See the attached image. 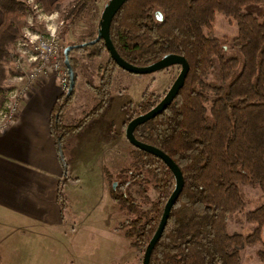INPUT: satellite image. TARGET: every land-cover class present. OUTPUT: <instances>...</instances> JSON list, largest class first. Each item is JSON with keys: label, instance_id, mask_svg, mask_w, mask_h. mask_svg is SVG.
I'll list each match as a JSON object with an SVG mask.
<instances>
[{"label": "trees", "instance_id": "obj_1", "mask_svg": "<svg viewBox=\"0 0 264 264\" xmlns=\"http://www.w3.org/2000/svg\"><path fill=\"white\" fill-rule=\"evenodd\" d=\"M63 1L37 0L48 12L61 10ZM97 2L76 0L63 11L64 21H85L88 12H96ZM259 3L263 6L261 18L244 11L245 6ZM0 9L1 108L6 80L13 70L6 57L22 33L27 9L20 0H0ZM101 12L94 33L69 51L75 85L80 65L75 52L91 62L107 54L99 65L100 82L93 87L97 104L81 120L66 123L74 86L71 94L62 92L52 107L50 130L61 156L65 139L108 105L114 75L120 68L103 39L90 43L97 37ZM217 12L237 23L238 33L230 44L226 37L212 34ZM110 36L121 57L133 65L147 66L172 53L183 55L190 66L167 109L134 131L138 140L167 153L184 178L149 264H241V251L246 246L264 245V202L245 214L255 224L249 233L230 232L227 227L230 215L247 205L242 185H256L264 194V0H127L113 17ZM230 47L241 58L227 55ZM64 48L62 43V52ZM163 96L145 91L140 103L128 108L125 125L149 111ZM134 150L137 162L121 171L127 178L112 186L111 192L115 200L140 206L130 188L138 184L142 193H148L149 180L142 169L153 173L157 200L122 223L132 244L144 255L175 187V177L159 157L135 146ZM58 199L64 209L62 187ZM137 211L134 207L133 213ZM257 253L264 260V247Z\"/></svg>", "mask_w": 264, "mask_h": 264}, {"label": "rangeland", "instance_id": "obj_2", "mask_svg": "<svg viewBox=\"0 0 264 264\" xmlns=\"http://www.w3.org/2000/svg\"><path fill=\"white\" fill-rule=\"evenodd\" d=\"M20 1L26 7L27 14L22 33L9 47L6 57L13 69V62L8 57L15 50L18 38H25L26 27H29L33 34L55 29L62 41L61 47L62 43L65 46L74 45L94 33L97 16L108 2L98 0L96 12H88L85 21L75 20L69 23L64 21L63 11L76 0H64L61 10L52 12L44 10L37 0L35 2L38 3V8H34V4H28L26 0ZM262 7L261 3L251 4L245 6L244 11L252 12L261 18ZM42 12L52 17L49 19L46 15L43 16ZM28 21L32 26L28 25ZM237 33L236 21L217 12L212 34L219 38L226 37L230 44ZM226 53L241 58L235 48L226 49ZM74 55L79 57L80 65L77 70L75 97L66 117L68 124L84 118L97 104L98 99L93 87L100 82L99 65L107 59V54L92 62L80 57L77 52ZM180 69L179 65H173L146 74L117 69L108 105L98 117L87 120L78 133L68 136L61 146L65 166L62 188L66 201V225L58 229L59 231L44 230V239H35V245L28 247L33 248L32 251L27 254L11 255L9 250H1L0 264H142L143 255L132 244V239L126 233L127 226L122 223L138 216L142 210L149 209L151 203L157 200L158 190L153 173L147 172L145 167L142 169L149 180L148 193H142L138 184L130 188L132 197L137 203H141L140 206L115 200L111 187L114 183L117 186L119 181L127 178L120 175L123 169L131 168L137 162L134 146L126 137L128 108L131 105L136 107L145 91L153 92L156 96L165 95ZM12 74L13 70L8 78ZM8 78L7 92L12 86ZM241 189L247 205L230 215L227 227L230 232L247 234L255 224L249 222L245 214L264 202V194L256 185H242ZM134 207L138 208L136 213H133ZM32 234L34 236L36 232ZM262 247V243L246 246L241 251V264H264V260L260 259L257 253ZM41 249L43 253L39 252Z\"/></svg>", "mask_w": 264, "mask_h": 264}, {"label": "crops", "instance_id": "obj_3", "mask_svg": "<svg viewBox=\"0 0 264 264\" xmlns=\"http://www.w3.org/2000/svg\"><path fill=\"white\" fill-rule=\"evenodd\" d=\"M61 93L56 77L40 79L21 101L17 121L0 132V253L27 254L35 239H44V230L66 225L58 199L65 166L50 130Z\"/></svg>", "mask_w": 264, "mask_h": 264}, {"label": "water", "instance_id": "obj_4", "mask_svg": "<svg viewBox=\"0 0 264 264\" xmlns=\"http://www.w3.org/2000/svg\"><path fill=\"white\" fill-rule=\"evenodd\" d=\"M126 1L127 0H108V2L105 4L101 12L100 24H99L97 37L95 40L90 41V43H94L96 40L103 39L110 56L114 59L117 65L120 68L130 73H135V74L152 73L157 70L168 68L173 65H179L181 67L180 72L177 75L176 79L174 80V82L172 83L168 91L165 93V95L160 99V101L154 107H152L149 111L133 117L127 123V126H126V137L129 140V142L133 146L141 150H144L148 153H151L159 157L160 159H162L165 162V164L170 168V170L172 171L175 177V187L164 206V210H163L159 225L154 235L150 239L145 249L143 258H142V264H149L153 248L155 244L157 243V241L159 240V238L161 237L165 229V226L167 224L171 209L183 188L184 178H183L181 169L179 168L177 163L167 153H165L164 151H162L161 149L153 145H150V144H147L145 142L138 140L135 137L134 131H135V128L139 124H142L146 122L147 120L154 118L156 115H158L159 113L167 109V107L173 102V100L179 93V90L182 88L190 66H189L187 59L183 55L172 54V53L163 56L159 60L147 66L133 65L121 57V55L118 53V51L116 50L112 42V39L110 36V27H111V22L113 20V17L115 16L117 11ZM74 46L75 45H67L63 49L64 64L67 67L69 75H70V86L68 89V95L72 93L74 86H75L74 70L72 68V65L69 59V51L73 49ZM113 186L115 187L116 183H114Z\"/></svg>", "mask_w": 264, "mask_h": 264}, {"label": "built area", "instance_id": "obj_5", "mask_svg": "<svg viewBox=\"0 0 264 264\" xmlns=\"http://www.w3.org/2000/svg\"><path fill=\"white\" fill-rule=\"evenodd\" d=\"M38 8L35 0H26ZM43 16L45 12L41 13ZM49 19L51 15H46ZM47 20V19H45ZM32 26L30 21L27 22ZM25 31V30H24ZM25 38L20 37L15 43V50L10 53L13 74L8 78L12 85L6 93V98L0 108V132L13 125L20 114L21 101L31 92L42 78L56 77L62 92H67L70 86V75L64 64L61 39L57 30L30 32L26 27Z\"/></svg>", "mask_w": 264, "mask_h": 264}]
</instances>
